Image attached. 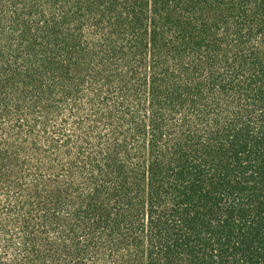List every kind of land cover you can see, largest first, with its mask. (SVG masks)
<instances>
[{"label":"trees","instance_id":"obj_1","mask_svg":"<svg viewBox=\"0 0 264 264\" xmlns=\"http://www.w3.org/2000/svg\"><path fill=\"white\" fill-rule=\"evenodd\" d=\"M0 264H264V0H0Z\"/></svg>","mask_w":264,"mask_h":264}]
</instances>
